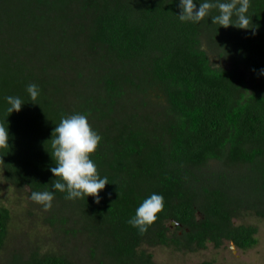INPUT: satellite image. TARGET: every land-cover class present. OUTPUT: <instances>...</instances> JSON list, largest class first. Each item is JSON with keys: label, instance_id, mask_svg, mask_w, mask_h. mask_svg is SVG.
Returning <instances> with one entry per match:
<instances>
[{"label": "trees", "instance_id": "obj_1", "mask_svg": "<svg viewBox=\"0 0 264 264\" xmlns=\"http://www.w3.org/2000/svg\"><path fill=\"white\" fill-rule=\"evenodd\" d=\"M208 2L201 15L204 0H0V124L9 134L0 168L17 190H51L52 129L64 116L88 117L101 136L91 158L108 183L99 202L55 191L52 203L86 234L95 264H153L143 245L257 244L256 227L233 220L264 217V0H246L243 12L245 0ZM183 9L194 18L181 20ZM221 13L244 28L220 26ZM204 39L230 67L211 64ZM29 83L39 86L35 100ZM150 92L162 111L142 112L131 97ZM9 95L25 102L19 111L9 112ZM153 192L163 208L141 232L127 221ZM9 221L0 205V249ZM9 264L75 262L44 252Z\"/></svg>", "mask_w": 264, "mask_h": 264}, {"label": "rangeland", "instance_id": "obj_2", "mask_svg": "<svg viewBox=\"0 0 264 264\" xmlns=\"http://www.w3.org/2000/svg\"><path fill=\"white\" fill-rule=\"evenodd\" d=\"M203 48L208 53L210 62L214 66L230 67V63L220 58L213 49L202 41ZM245 80L249 82V76L245 74ZM139 104L140 111L160 112L165 106L163 98H159L156 92H150L146 96L132 95ZM125 100V99H124ZM130 101L124 105H130ZM216 163H210L211 170L217 168ZM248 202V198H246ZM251 201H254L252 198ZM0 205L8 208L10 221L8 234L3 247L0 249V264L12 263L15 256L25 262L33 253L44 252L64 254L75 264H95L92 257V244L86 238V234L78 232L79 227L72 221H63L66 214L58 211V204L51 202V207L45 208L42 203L31 199L27 188L17 190L4 179L0 168ZM264 211V205L259 207ZM235 225H252L257 229V244L249 249H239L231 242L223 241L219 247L208 243L204 249L195 251H176L164 246H142V249L152 254L153 264H200L210 261L213 264H264V217L257 216L254 211H243L233 220ZM173 230L176 225L168 223ZM78 228V229H76ZM74 231V232H73Z\"/></svg>", "mask_w": 264, "mask_h": 264}, {"label": "clouds", "instance_id": "obj_3", "mask_svg": "<svg viewBox=\"0 0 264 264\" xmlns=\"http://www.w3.org/2000/svg\"><path fill=\"white\" fill-rule=\"evenodd\" d=\"M233 4H221V8L234 7ZM208 0L200 5L199 12L204 14V10L209 8ZM246 0L240 5L239 11L246 10ZM181 20L193 19L194 15L188 14L187 9L181 10L179 14ZM220 26L227 27L229 25L237 26L231 22L230 14H223L214 17ZM241 25L248 24V17L240 15L238 17ZM244 28V26H237ZM255 71V70H254ZM260 75H264V68L258 70ZM26 91L30 98L35 100L39 94V86L35 83H29ZM10 104L9 112L19 111L23 102L19 96L9 95L5 98ZM8 130L0 124V144L8 143ZM51 141V159L54 166L50 167L53 175L51 180V190L33 191L31 199L38 203H42L45 208L51 207V202L55 195V191L66 193V199L83 198L89 195L93 196L96 202H99L100 190L104 189L108 183L106 176L101 177L97 170V165L91 158V154L95 152L100 140V134L94 130L88 117L82 113H74L64 116L58 124L52 129ZM164 197L160 193L153 192L135 209L134 215L129 217L128 223L141 232L145 231L148 224L156 220V213L163 208Z\"/></svg>", "mask_w": 264, "mask_h": 264}, {"label": "water", "instance_id": "obj_4", "mask_svg": "<svg viewBox=\"0 0 264 264\" xmlns=\"http://www.w3.org/2000/svg\"><path fill=\"white\" fill-rule=\"evenodd\" d=\"M170 223H172V224H174V225L177 224V223H175L174 221H171Z\"/></svg>", "mask_w": 264, "mask_h": 264}]
</instances>
